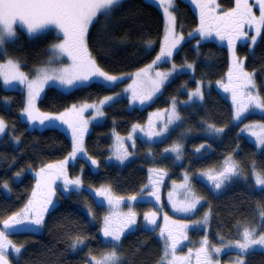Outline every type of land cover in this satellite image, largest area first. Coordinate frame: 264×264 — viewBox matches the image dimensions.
I'll use <instances>...</instances> for the list:
<instances>
[{
	"label": "trees",
	"instance_id": "16d2710c",
	"mask_svg": "<svg viewBox=\"0 0 264 264\" xmlns=\"http://www.w3.org/2000/svg\"><path fill=\"white\" fill-rule=\"evenodd\" d=\"M252 0H249V2ZM228 4L222 0V4ZM175 15L178 28L186 32L197 24V17L190 4L176 0ZM182 25L183 27H179ZM163 33V18L159 9L145 0H123L109 16L99 15L89 27L87 46L97 64L110 73H131L150 63L156 56ZM57 35L48 30L30 39L24 33L15 42L5 45V57L15 59L27 73L43 64L49 55V45ZM192 37L184 41L173 56L177 65L191 63L193 75L181 72L173 76L161 93L146 108H128V100L121 97L104 108V120L91 127L85 137L88 156L98 161L97 171H92L84 159L70 164L77 170L78 163L84 165V185L105 184L118 195H131L145 189L148 163L143 158H132L122 166L108 164L104 159L109 154L111 131L127 134L133 125L143 124L149 108H165L173 98L178 101L181 125L194 134L182 145V165L194 176L196 169L215 165L223 157L231 158L240 165L243 179L234 178L218 193L197 183L198 191L212 214V230L225 237L234 238L237 225H253L264 211V190L250 185L252 162L257 170L264 172V146L257 150L253 143L240 134L232 123V110L228 94L214 87L203 90V100L182 104L189 91L201 82L222 80L228 70V55L225 46L213 41H204L194 46ZM152 41L153 47L146 52L143 44ZM238 52L244 54V66L255 70V82L261 99H264V29L253 50L240 44ZM192 75V76H191ZM186 85V87H182ZM104 87L92 82L86 87L68 91L48 86L38 100L44 112L56 113L72 103L95 101L119 89ZM232 87H230L231 89ZM7 102V103H6ZM24 95L19 88L6 90L0 82V115L6 122V133L0 138V222L18 212L26 203L33 187V175L28 168L62 159L71 149L68 135L56 123L48 122L41 129L29 128L23 120ZM224 128L220 134L210 133L207 126ZM176 134L169 136L173 139ZM18 141L16 144L15 141ZM201 145H204L201 148ZM200 151H195V148ZM19 173V175H17ZM247 177V178H245ZM250 180V181H248ZM7 184V188L4 185ZM84 192L60 195L57 204L46 215L40 232H18L10 234L12 241L23 246L13 264H88L90 256H98L108 245L100 234L98 212L94 221L82 209L84 204L95 205ZM85 199H88L86 203ZM100 210V209H99ZM98 210V211H99ZM96 215V216H95ZM77 236L88 237L86 244L77 249L71 247ZM163 242L149 229L138 228L122 237L118 252L122 264H157L163 254ZM247 264H264V253L252 252Z\"/></svg>",
	"mask_w": 264,
	"mask_h": 264
},
{
	"label": "snow or ice",
	"instance_id": "6c2138e0",
	"mask_svg": "<svg viewBox=\"0 0 264 264\" xmlns=\"http://www.w3.org/2000/svg\"><path fill=\"white\" fill-rule=\"evenodd\" d=\"M200 9V27L194 31L198 32L201 38H206L212 34V25L216 27V35L221 39L228 40V46L230 50H233L236 41L238 39L247 38L248 33L244 30L245 25L249 27H255V35L251 36V43L253 46L257 43L258 38L262 35V29H264V0H254L255 4L259 7V16H255L253 13V4L249 3V0H235V6L228 11H222V15H215L216 0H208L207 3L200 2V0H192ZM123 0H0V55L4 53V45L9 42H15L18 39L15 28L19 25L22 29H26V34L30 39L34 38L37 33H41V30L52 29L57 32V38L60 39L59 43H53L50 45L49 51L51 56L48 63L52 64L56 62L59 57L67 56L71 62L67 67L61 69H36L37 76L35 79H29V76L21 71V64L7 60L6 63H0V77H3L5 85H9L11 82L16 81L21 85H25L27 88V100L24 113L27 115L29 122L39 121L41 125L45 121H61L62 123L69 124V127L73 130V148L69 156L57 165H46L41 168L37 175L36 188L33 190L32 199L29 200L23 210L25 218H28L29 214L31 218L29 222L42 226L44 223V214L49 210V206L53 204L51 186L54 182V178L64 176V189L69 190V186H73L76 190L81 188V180L79 177L75 179H68L66 177L65 166L69 161L74 160L78 154H84L83 148V131L86 130L88 121L79 120L81 127H76L71 124L65 117L68 113H61L59 116H51L47 114H40L35 106L36 99L44 91L45 85L49 82H58V84L67 89L86 87L92 82L101 84L104 87H113L116 83L121 82L124 78L123 75H111L104 69H102L92 57L88 50L86 37L89 32L90 25L94 24L99 15L109 16L114 8L120 6ZM158 5L163 8L164 14V38L161 43L159 53L145 68L140 69L135 74H132L130 78H134V83L137 80H142L150 84V87L144 92H136L133 90L130 103L139 101L140 104L148 103L153 99L156 93L160 92L161 87L166 81L176 72L182 70L178 69L175 64L167 72H156L155 79H152L150 71L158 65L160 62H166L171 60L174 50L185 39L183 35L176 34V28L178 26L177 17L174 15L175 0H158ZM215 6V7H214ZM179 27H183L179 25ZM193 33H188V36H192ZM143 47L146 52H149L153 47L152 41H145ZM252 51V49H250ZM244 60H238L234 63L233 68L228 73L229 82L231 84L233 78L237 81H242V85L237 87L252 88L255 89V70L253 72L245 71ZM183 68L193 69V64H185ZM130 88L132 86H129ZM182 87H186L183 85ZM224 90L227 92L232 91L233 104L237 102V87L230 89L229 85H224ZM129 89H124L127 92ZM120 93L114 96H105L95 104H84L79 109L75 105L72 106L70 111L75 114L76 117H82L85 109H95V116L100 117L104 115L103 107L109 106L120 97ZM246 95V101L236 108L234 113V119L239 120L242 118L243 113L249 108L254 106L258 109H264V99H261L259 94L253 95L251 92L241 93ZM194 98L203 100V94L199 83L194 91L188 93L189 101ZM184 103H187L185 101ZM167 113V119L163 122V126L159 131L153 130V121L150 116L148 123V131L146 135L149 138L154 136H162L169 131V126L175 124L177 121H181V116L177 111V101L173 98L170 109L165 110ZM158 118L162 117L161 113L155 114ZM6 124L2 118H0V135L6 131ZM248 127V126H246ZM261 131L259 133L252 132L251 134L256 137V142L259 145H264V125H261ZM140 128L139 125H133V131ZM207 130L210 133L220 134L225 131L224 128H217L214 125L209 124ZM140 131H145L140 128ZM127 139H132L129 135ZM181 145L176 144L170 149H165V152L176 153V159H181ZM204 145H201L203 148ZM122 138L117 136V148L116 159L123 162L129 153L126 149H123ZM200 149H197L199 152ZM91 163L97 165V161L92 159ZM152 171V170H150ZM19 175V173H17ZM243 175L240 165L232 160L229 156L223 169L217 172L215 175L208 174L209 181L212 182L216 190L221 189L225 183L231 180L233 177ZM251 176L254 178L255 186H259L261 190H264V172L258 171L255 161L252 162ZM247 178V177H245ZM151 186L154 188L159 180L152 181ZM185 182L188 181V176L184 177ZM7 188V184L4 185ZM148 185L145 186L147 188ZM181 188H187V183L182 184ZM150 196L156 197L157 201L159 197L155 191L149 193ZM171 195V194H170ZM95 196L104 197L112 205L114 199L110 194L109 189H99L95 191ZM37 197H43L38 201ZM136 197H129V200H135ZM202 197H195L191 192L188 193V198L185 202L179 206L173 204V208L179 212L190 213L197 208L200 204ZM119 200H115V203H119ZM88 215L94 214L89 209ZM155 213L145 214L146 225H154L156 223ZM19 213L8 217L3 221V229L0 230V264H10L9 254H15L19 256L22 254L23 246H16L10 240H8L6 231L13 229V227L22 222L18 217ZM210 212H206L203 219L195 221V225H207ZM261 223L257 226L250 225H237V228H243L242 232H239L240 239L235 241H229L227 244H223V248L238 250V258L235 264H247L244 256L251 254L256 250V246H264V232L258 233L260 227H264V211L259 213ZM169 218L165 216L167 222ZM135 213L129 212L127 217L121 222L113 223L110 217H104L103 227L101 229L102 235L106 241L112 244L111 250L103 252L99 257L93 256L89 261V264H122V257L118 252L119 246L122 242V237L127 232L134 230L136 225ZM175 230L178 236L174 234L173 229H161V237L165 240L163 247V254L157 264H184L189 259L192 250L189 249V255L180 257L176 255V250L181 245L183 240H187L186 230L189 228L188 224H176L173 222ZM167 231V237L164 236ZM88 237L77 236L73 239L71 247L77 249L81 245H85ZM223 241V236L220 237ZM222 248L209 247V241L207 234L201 241V247L196 250L197 264H213V253L220 254Z\"/></svg>",
	"mask_w": 264,
	"mask_h": 264
},
{
	"label": "rangeland",
	"instance_id": "374dc122",
	"mask_svg": "<svg viewBox=\"0 0 264 264\" xmlns=\"http://www.w3.org/2000/svg\"><path fill=\"white\" fill-rule=\"evenodd\" d=\"M145 1L156 6L162 14L163 33H162V38H161V42H160V46H161V43L163 42V38H164V29H165L163 8L158 5V0H145ZM184 1L188 2L190 4V6L192 7L193 11L195 12L196 17H197V24L191 30H188L186 32L181 31L177 26L176 34L183 35L185 37V39L181 42V44L184 41L191 39L192 37H196V39L194 40V46H197L199 43L204 42V41H213L219 45L225 46L227 49L228 70H227V73L225 75V78L222 80L213 81V82H201L200 80H198L197 84L199 83L202 94H203L204 89H210L211 87H214V89H216L218 91L220 89V90H223L224 92H226L224 90V87H223L224 85H229V87H237L238 85H242L243 82L237 81L235 78H233V80L230 84L229 78H228V73H229L230 69L233 68V65L236 61L244 60V58H245L244 54H241L240 52H238L237 47L240 44H244V43L247 44L248 52H251L250 49L253 50L255 45L253 46V44L251 43V36L255 35V27L254 26L249 27L248 25H245L244 30L248 33V36H247V38L238 39L236 41V44L234 47V54H233V50L229 49L228 40L227 39L221 40L216 35V27L214 24L212 25V34L210 36H207L206 38H201L199 33L194 31L200 27V9L197 7V5L195 3L192 2V0H184ZM225 1L228 2L229 5L224 4L225 2H223V4H222L221 1L216 0V5H218L219 7L215 8V12H214L215 15H222V11H228L229 9H231L235 6V0H225ZM200 2L207 3L208 0H200ZM249 3L253 4V13L255 16L258 17L259 16L258 5L255 4L254 0L250 1ZM175 5H176V0H175ZM174 15H175V10H174ZM48 30H52V29L41 30V33L48 31ZM52 31L57 35L56 31H54V30H52ZM15 32H16L17 36H20L23 33L25 35H27L26 29H22L19 25L16 26ZM190 32L193 33V35L191 37L188 36V33H190ZM41 33H37L36 35L41 34ZM62 38H63L62 35H60L59 39L56 38L50 45H52L53 43H59L60 39H62ZM181 44L177 47L176 50H174L173 56L178 51ZM5 45H4V53H5ZM50 45H49V48H50ZM160 46H159V49H158L156 55L159 53ZM49 48H48V51H49ZM50 56H51V52L49 51V55H48L47 59L44 61V63L37 66L32 73H30V74L27 73L26 71H24L22 69V67H21V71L25 72L29 76V79H35L37 76L36 69H61V68L67 67L71 63L69 61V59L67 58V56H61V57H59V59L56 62L49 64L48 61H49ZM173 56H172L171 60H169V61L158 63V65L155 66L150 71V75H151L152 79L156 78L155 77L156 72H167L171 69L172 65L175 64L173 61ZM9 59H12V58L5 57L3 60H0V63H6L7 60H9ZM12 60L16 61L15 59H12ZM16 62H18V61H16ZM150 63H148V64H150ZM148 64L144 65L143 67H141L138 70L131 72V73H110V72H108L111 75H123L124 78L121 82H118L115 84V86L116 85L120 86L119 89L117 91H115L114 93L106 95V96H114L117 93H120L121 95L119 98L125 97L128 100V108L129 109L146 108L161 93L163 86L173 76H175L176 74L181 73V72H189L190 74L193 75V69L183 68V65H185V64H183V65L175 64L178 69H182V70L174 73L169 78V80L165 82V84L161 87L160 92L156 93V95L153 97V99L151 101H149L148 103H145V104H140L139 101H137L135 103H130L131 97L133 95V90L140 93V92L146 91L150 87V84H148L147 82H144L142 80H137L134 83V78H130L132 76V74H135L140 69L145 68ZM186 64H191V63H186ZM243 67H244L245 71L251 72V71H248L244 65H243ZM0 82H1L2 87L6 90L15 89V88H19L20 90H22L23 95H24V108H25L26 107V100H27V88H26V86L21 85L16 81L11 82L9 85H5L4 81H3V77H0ZM197 84L192 88L191 91H194L196 89ZM255 85H256V82H255ZM48 86H54V87H57L61 90H65V91L70 90V89H67V88L60 86L58 84V82L52 81V82H49V84L45 85L44 91ZM129 86H132V87L130 88ZM124 89H129V90L127 92H125ZM44 91L41 93V95L35 101L36 109L38 110V112L40 114L59 116L61 113H68V115L65 118L71 124H73L74 126H76L78 128L81 127V125L79 124V120L82 119V120L88 121L87 128H86V130L83 131L84 154H78V156L74 160L69 161V163L65 166L66 177L68 179H75V178L79 177L81 180V188L79 190H76L73 186H69V190H65L64 189L65 177L61 176L59 178H54V182L52 183V186H51V193H52L51 198H52L53 204L49 206V210L44 214V219H45L47 213L57 204V202L60 199V195H68L69 193H72V192L79 193V192L86 191L85 194L90 196V198L93 200L95 205H91V207H90L88 204H84L82 206V209L84 210V212L87 215H88L89 209H91V212L93 214H97V212H98V214H97V216L99 217L98 218V222H99L98 225L100 227V234L101 235H102L101 229L103 227L104 217L108 216L111 218L113 223L118 224L119 222H121L123 219H125L127 217V214L129 212L135 213L137 223L134 227V230H136L138 228H144V229H149V230L154 231L156 233V235L162 240L163 245L165 243V240L160 235L161 229H173L174 234H176L178 236V233L175 230V226H174L173 222H176V224H188L189 228L186 230V235H187L188 239L183 240L181 245H179L177 247L176 255L180 256V257L188 256L189 255V249H191L192 250L191 255H190L189 259L184 262V264H197L196 250L199 247H201V241L204 239L205 236L201 239L200 238L198 239V237H195L196 236L195 234L199 235L201 233H199V231H196L195 229H192V227L195 225L194 224L195 221H199V220L203 219L204 211H206V210L204 207L205 197L198 191L196 180L206 182V184L208 186H210V189L213 192L220 191V190H216L214 188V185L212 184V182L209 181L208 174L215 175L217 172L221 171L223 169V167L225 165V161L228 157H225L224 159H222L221 161H219L215 165H210V166H207L204 168L196 169L194 171V176H193V175H191V172H189L185 168V166L182 165V163L184 161V160H182L183 159L182 152H181V159L177 160L176 159V153H173L170 151L169 152L164 151L165 149H170L171 147H173L176 144H179V145L182 144L183 145V143L186 141V139L188 137L194 135L193 133L190 134V130L188 128H186L185 125L183 126V125H181L180 121H177L175 124L169 126V131L167 133H165L164 135L158 136V137L154 136L152 138H149L146 135V132L148 131V123H149L150 116H151L152 121H153V130L159 131L160 128L163 126V122L166 121V119H167V113L165 112V110L170 109V107H171V103H170L165 108H159V109L158 108H155V109L149 108L147 110V118H146L145 122L143 124H137L140 126V128H143L145 131H140V128H137L136 131H133V126H132L130 131L124 135L118 134L115 131H111V133H110L111 144H110V148H109V154L104 159V161L108 164H117V165L122 166L124 163H126L128 160H130L132 158L139 157V158H143V159L147 160L148 163L144 165L145 170H146V174H147L146 175V182L144 183V186L148 185L147 188H145L142 192L134 193L131 195H118V194L114 193L105 184L96 185V186L84 185L82 182V177H81L82 172L84 170V165L82 163H78L77 170H70L69 166H70V164L77 162L76 161L77 159L82 158V159L86 160V162L88 163V165L92 171L98 170V167H99L98 161L95 158L88 156L86 153L85 137L93 125L103 122L104 115L100 116V117H96L95 119H92V117L95 116V109H85V111L82 114V117H76L75 114L70 111V109L72 108L73 105H75L76 108L79 109L84 104L98 103L99 100L103 99L105 96L98 99V100H95V101H83V102L72 103L59 112L50 113V112H44V111L40 110L38 107V100L43 95ZM191 91H189V92H191ZM242 92L243 93L251 92L253 95H256L258 93L257 85H256L255 89L237 87V93L238 94H237L236 105L233 104L232 91L230 92V94H228V99H229V103L231 105V110H232V123L238 126V131L240 134L244 135L248 141L253 143L257 150H260V149H262V147L264 145L257 144L256 137L253 136L251 133L252 132L259 133L261 131L260 126L264 125V109H258V108H255L254 106H252V107H249L243 113L241 119L236 120L233 118L236 108L241 104V102L246 101V95H241ZM185 101H187V103H184ZM185 101L181 102V103L184 105V104H189L192 101L200 102L201 100L194 98L193 100L189 101V99L187 97V99ZM104 108H105V106L102 109L103 112H104ZM23 110H22V114H23V118H24L23 120H25L27 122L29 128L41 129L45 125V123H48V122L56 123V125L60 129H62L70 138L71 149L67 153V155L60 160L50 162V163H46V164L40 165L36 168H28L33 175V179H34L33 180V187H32V190H31V192L28 196V199H27L26 203L24 204V206L18 212L15 213V214H17V213L20 214V216L18 218L21 219L22 222L20 224L15 225L13 227V229L6 231V235H7L8 240H10L16 246H18V245L12 241V237L10 234H14V233H18V232H27V231H29V232H40V230L42 228V226H36V225L30 223L29 219L31 218V215L29 214L28 218H25V214L23 212L26 205H28L29 200L33 198L32 193H33V190L36 188V184H37V175L36 174L40 171L41 168L45 167L46 165H49V164L57 165L59 162L63 161L66 157L69 156V153H71L72 148H73V130L71 127H69V124L62 123L61 121H58V120H56V121H45V123L43 125H41L39 123V121L29 122L27 120V115L24 113ZM177 111L179 113L178 101H177ZM157 113H161L162 117L158 118L155 115ZM0 118L3 119V117L1 115H0ZM4 122H5V120H4ZM5 124H6V122H5ZM246 126H248V127H246ZM5 133H6V131H5ZM4 134L0 135V138ZM172 134H173V136H174V134H176V136L173 139H168L169 136H171ZM129 135L132 136V139H127V137ZM117 136L122 138L123 149H126L127 152L129 153V155L127 156V158L123 162L116 159V155H115L116 148H117ZM15 142H16V144L18 143L17 140ZM198 148H195V151H197ZM123 149H121V151H123ZM181 150H182V147H181ZM92 159L97 161V165H93L91 163ZM150 170H152V171H150ZM185 175H187L189 178L187 182H185V179H184ZM150 177H151L152 181L159 180V183H157L154 188L151 186V181L149 179ZM237 177L238 176L233 177L232 179L237 178ZM237 179H243V177L240 176ZM231 180H229L227 182L230 183ZM250 180H251L250 185L252 187L261 189L259 186H255L254 178L251 175H250ZM250 180H248V181H250ZM185 183H187L188 187L187 188H181L180 186L182 184H185ZM105 188L110 190V194L114 199V203L112 205H109L108 201L106 199H104V197L95 196L96 190L105 189ZM212 189H214V190H212ZM152 191H155L157 193V196L159 197L158 201H157L156 197L149 195V193ZM189 192L193 193L195 195V197H202L203 198L201 200L200 204H198L197 208L195 210H193V212H190V213L176 211L173 208V204H176L177 206H179L181 203L185 202L186 198H188ZM133 196L136 197V199L135 200H129V197H133ZM42 199H43V197H37L38 201H40ZM115 200H119L120 202L115 203ZM85 201H86V203H88V199H85ZM263 209H264V206H263ZM146 213H148V214L155 213L156 214L155 215L156 223L154 225H150V226L146 225V222L144 219ZM165 216H167L169 218L167 220V222L165 221ZM88 217L92 221H94V219H95V218H93V216H90V215H88ZM7 219L8 218H6L5 220H7ZM210 219H212V217L210 218V216H209L208 223H207L208 226L210 223ZM3 221L4 220H2L0 222V230H4L3 229ZM259 223H261L260 216H258L257 219L253 222V225H250V226H257ZM207 225H205V228H203L204 225L201 224L202 227L198 225L197 228L202 229L204 232V235H205V232L209 231V230H206ZM242 230H243V228L241 230H239V232H242ZM239 232L237 233V235L234 238H229V237H225L223 235H220L218 233L215 234V232L213 231V233L208 238L209 247L214 246V247L222 248V251L220 254L217 255V254L213 253V264H235V261L239 255L238 250L235 248H232V249L223 248V244H227L229 241H235L237 239H240ZM260 232H264V227H260L258 229L257 234H259ZM164 236L167 237V231H165ZM200 236H203V235L201 234V235H199V237ZM221 236H223V241H221V239H220ZM102 237H103V235H102ZM103 239L105 242L108 243V245L104 248L102 253L110 251L111 247H112V244L110 242L106 241L104 237H103ZM197 240L199 241L198 243H196ZM254 251H261L264 253V246H256V250H254ZM17 257L18 256H16L15 254L10 253L9 254L10 264H13V261ZM92 257L93 256H90L88 261H90L92 259ZM96 257H98V256H96ZM244 259L246 260V257H244Z\"/></svg>",
	"mask_w": 264,
	"mask_h": 264
},
{
	"label": "crops",
	"instance_id": "0c3cea01",
	"mask_svg": "<svg viewBox=\"0 0 264 264\" xmlns=\"http://www.w3.org/2000/svg\"><path fill=\"white\" fill-rule=\"evenodd\" d=\"M225 157H229V156H225ZM225 157H223L222 159H224ZM221 159V160H222ZM220 160V161H221ZM234 161V160H233ZM197 183H199V184H202V185H204V187L206 188V189H208V190H210L211 191V189H210V186H208L207 184H206V182H202V181H199V180H196V184ZM229 183L227 182L221 189H219V190H223L227 185H228ZM212 190H214V189H212ZM211 192H213V191H211ZM218 193L219 191H215V192H213V193ZM204 207H205V210L206 211H204V215H205V213L206 212H210V218L212 217V214H211V211H210V209L207 207V204L206 203H204ZM197 226L198 225H194L193 227H192V229H195L196 231H199V233H201L203 236H200L199 237V235H201V234H195L196 236L195 237H198V239L200 238H203L206 234H207V239L210 237V235L213 233V231H212V219H210V223H209V226L207 225V228H206V230H209L208 232H205V235H204V232H203V230L202 229H199V228H197ZM199 226H201V225H199ZM202 227V226H201ZM203 228H205V225L203 226ZM197 233V232H196ZM199 241L197 240V242L196 243H198ZM195 245V244H194Z\"/></svg>",
	"mask_w": 264,
	"mask_h": 264
},
{
	"label": "flooded vegetation",
	"instance_id": "af4514ba",
	"mask_svg": "<svg viewBox=\"0 0 264 264\" xmlns=\"http://www.w3.org/2000/svg\"><path fill=\"white\" fill-rule=\"evenodd\" d=\"M219 1H221V2H222V0H219Z\"/></svg>",
	"mask_w": 264,
	"mask_h": 264
}]
</instances>
